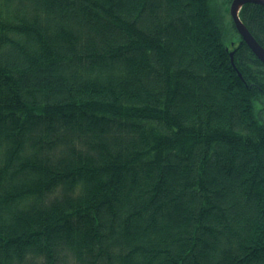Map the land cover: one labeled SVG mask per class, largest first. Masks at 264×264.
<instances>
[{
    "label": "trees",
    "instance_id": "1",
    "mask_svg": "<svg viewBox=\"0 0 264 264\" xmlns=\"http://www.w3.org/2000/svg\"><path fill=\"white\" fill-rule=\"evenodd\" d=\"M227 12L0 0V264H264V63Z\"/></svg>",
    "mask_w": 264,
    "mask_h": 264
},
{
    "label": "water",
    "instance_id": "2",
    "mask_svg": "<svg viewBox=\"0 0 264 264\" xmlns=\"http://www.w3.org/2000/svg\"><path fill=\"white\" fill-rule=\"evenodd\" d=\"M246 2H255L264 5V0H233L231 5V15L234 19L235 25L242 35L243 40L249 45L256 56L264 63V46L258 41V39L251 32L249 27L244 23L240 17V8ZM232 51L231 54H233Z\"/></svg>",
    "mask_w": 264,
    "mask_h": 264
},
{
    "label": "rangeland",
    "instance_id": "3",
    "mask_svg": "<svg viewBox=\"0 0 264 264\" xmlns=\"http://www.w3.org/2000/svg\"><path fill=\"white\" fill-rule=\"evenodd\" d=\"M215 1H216L217 5H220L222 7L223 11L226 13L227 19L230 20V16L227 12L228 10L230 11V6H231L230 0H215ZM230 14H231V12H230ZM227 25H229V24H227ZM233 35H234V33H233ZM261 115L264 117V110L261 112Z\"/></svg>",
    "mask_w": 264,
    "mask_h": 264
},
{
    "label": "bare ground",
    "instance_id": "4",
    "mask_svg": "<svg viewBox=\"0 0 264 264\" xmlns=\"http://www.w3.org/2000/svg\"><path fill=\"white\" fill-rule=\"evenodd\" d=\"M249 2H246L245 4H243L242 6H241V8H240V10H239V12L242 10V8H243V6L244 5H246V4H248ZM253 3H255V2H253ZM259 4V3H258ZM231 5H232V3H231ZM230 10H231V6H230ZM241 17V16H240ZM242 19V18H241ZM232 53V52H231ZM232 56L234 55V52H233V54H231Z\"/></svg>",
    "mask_w": 264,
    "mask_h": 264
},
{
    "label": "flooded vegetation",
    "instance_id": "5",
    "mask_svg": "<svg viewBox=\"0 0 264 264\" xmlns=\"http://www.w3.org/2000/svg\"><path fill=\"white\" fill-rule=\"evenodd\" d=\"M233 2V0H230V3H232Z\"/></svg>",
    "mask_w": 264,
    "mask_h": 264
}]
</instances>
